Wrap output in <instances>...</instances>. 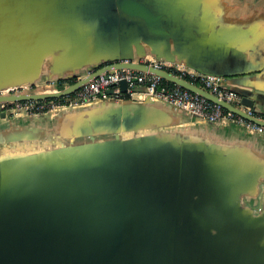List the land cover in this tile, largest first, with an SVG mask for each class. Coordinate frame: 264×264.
Listing matches in <instances>:
<instances>
[{"label": "water", "instance_id": "1", "mask_svg": "<svg viewBox=\"0 0 264 264\" xmlns=\"http://www.w3.org/2000/svg\"><path fill=\"white\" fill-rule=\"evenodd\" d=\"M189 1L0 0V104L65 98L127 69L264 127V60L234 72L187 62ZM147 58L224 78L244 108ZM188 120L232 129L150 96L3 114L7 130L30 126L0 150V264H264V138L217 142L181 130Z\"/></svg>", "mask_w": 264, "mask_h": 264}, {"label": "crops", "instance_id": "2", "mask_svg": "<svg viewBox=\"0 0 264 264\" xmlns=\"http://www.w3.org/2000/svg\"><path fill=\"white\" fill-rule=\"evenodd\" d=\"M183 28L185 40H179L177 44L184 48L182 53L189 63L211 62L217 65L218 70L215 71L234 72L255 70L264 60V0H190ZM24 126H30V123H16L14 130H7L1 124L0 150L12 146L7 141L16 137ZM42 126L48 127L45 123ZM51 126L52 123L49 128ZM231 126L232 129H215L202 122L188 120L179 128L217 142L240 143L246 139L253 144L252 138L240 136L242 130L239 127ZM26 146L32 147L31 144ZM260 147L264 150L263 145Z\"/></svg>", "mask_w": 264, "mask_h": 264}, {"label": "built area", "instance_id": "3", "mask_svg": "<svg viewBox=\"0 0 264 264\" xmlns=\"http://www.w3.org/2000/svg\"><path fill=\"white\" fill-rule=\"evenodd\" d=\"M139 63L177 75L207 90L228 104L244 108L242 98L227 88L224 78L205 76L185 66L155 61L152 58L140 60ZM122 82L127 84L126 93L122 92ZM136 88H146V93H135ZM110 91H113V95H109ZM147 96L171 103L205 121L217 125H235L245 132L258 134L264 138V127L249 122L188 90L176 85L171 87L156 75L127 69L101 74L75 92L74 95L62 99L0 104V120H2L3 114L6 118H19L25 115L42 116L58 108L73 107L101 100L119 101L126 97L142 101ZM248 112L251 114L250 109Z\"/></svg>", "mask_w": 264, "mask_h": 264}, {"label": "trees", "instance_id": "4", "mask_svg": "<svg viewBox=\"0 0 264 264\" xmlns=\"http://www.w3.org/2000/svg\"><path fill=\"white\" fill-rule=\"evenodd\" d=\"M76 82V80H70V81H68V82H60L59 83V86L60 87H63L65 84H74ZM165 83L167 84V85H169V86H171V87H174V85L172 84V83H170V82H166L165 81ZM72 95H74V94H72ZM72 95H70V96H72ZM62 99V98H61ZM124 100H130L128 97H126ZM259 117H262V116H259ZM262 118H264V117H262Z\"/></svg>", "mask_w": 264, "mask_h": 264}]
</instances>
